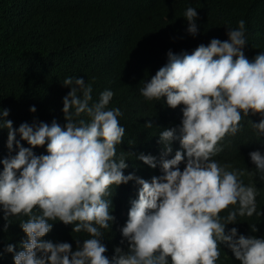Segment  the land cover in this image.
I'll return each instance as SVG.
<instances>
[{
	"label": "clouds",
	"instance_id": "clouds-1",
	"mask_svg": "<svg viewBox=\"0 0 264 264\" xmlns=\"http://www.w3.org/2000/svg\"><path fill=\"white\" fill-rule=\"evenodd\" d=\"M183 17L187 33L195 37L196 8L188 6ZM225 30L227 39L213 37L191 52L169 49L166 62L141 80L139 93L146 100L163 98L168 107L182 106L179 124L158 133V157L128 152L150 168L159 167L160 174L150 180L123 171L128 167L124 152H116L125 132L118 121L123 113L107 107L113 97L109 88L93 100L91 82L66 76L61 82L69 89L62 97L63 125L55 118L50 123L34 119L14 128L6 119L9 110L0 109L9 152L0 159L3 230L11 224L9 217L27 216L19 221L25 236L17 245L7 243L0 256L11 253L13 264H217L219 244L240 264H264V236L252 234L258 232L256 225H249L248 235L236 227L226 230L237 216L261 215L255 186L239 178L243 170L211 159L222 150L218 141L235 135L249 112L259 115L258 122L249 120L264 136V51L251 59L245 55L244 19ZM29 111L34 113L35 106ZM144 127L152 128L151 121ZM173 141L179 143L174 154ZM38 146L45 152L35 153ZM248 157L264 180V152L252 150ZM129 181L138 187L119 226L126 247L115 246L109 257L102 230L115 221L111 186ZM53 221L70 224L71 232L83 231L87 238L75 239L74 250L67 241L44 239Z\"/></svg>",
	"mask_w": 264,
	"mask_h": 264
},
{
	"label": "trees",
	"instance_id": "trees-1",
	"mask_svg": "<svg viewBox=\"0 0 264 264\" xmlns=\"http://www.w3.org/2000/svg\"><path fill=\"white\" fill-rule=\"evenodd\" d=\"M188 6L198 13L195 37L186 31L183 12ZM240 19L245 20L246 28L244 52L251 59L264 51V0H0V109L9 110L6 119L12 120L14 128L34 119L50 123L55 118L63 125L62 97L69 89L61 82L66 76L91 82L93 100L109 88L113 97L107 107H119L123 113L118 121L125 132L116 145L117 155L124 152L128 164L123 171L150 180L160 174L159 167L150 168L128 152L158 157V133L179 124L182 106L168 107L163 98L146 100L139 93L141 80L150 78L166 62L169 49L174 53L191 52L213 37L227 39L225 26L237 27ZM31 105L36 108L34 113L29 111ZM259 118L251 112L242 116L237 133L226 134L218 141L222 150L211 159L243 170L239 178L257 190L256 210L261 215L237 216L236 224L227 225L226 230L236 227L238 233L248 235L249 225L254 224L258 232L252 234L264 236V180L248 157L252 150L264 152V136H259L250 123ZM149 120L153 127L145 128ZM6 139L7 129L0 128V159L9 155ZM21 144L29 146L26 141ZM172 148L174 154L178 141H173ZM33 150L37 154L45 152L44 146ZM137 187L133 181L111 186L115 221L110 230H102L105 255L109 257L115 246L126 247V243H121L119 226L127 219L129 201L136 197ZM228 208L221 210L220 215H226ZM21 219L27 216L9 217L11 224L4 231L0 212V253L7 243L17 245L25 236L19 227ZM52 223L44 239L67 241L74 250L75 239L87 238L83 231L71 232L70 224ZM218 247L217 264H240L229 249L219 244ZM0 264H13L12 254L0 256Z\"/></svg>",
	"mask_w": 264,
	"mask_h": 264
}]
</instances>
